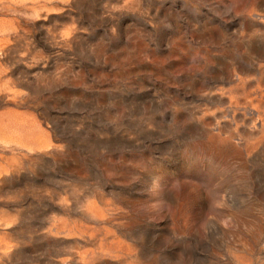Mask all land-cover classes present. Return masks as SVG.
<instances>
[{
    "label": "rangeland",
    "instance_id": "rangeland-1",
    "mask_svg": "<svg viewBox=\"0 0 264 264\" xmlns=\"http://www.w3.org/2000/svg\"><path fill=\"white\" fill-rule=\"evenodd\" d=\"M0 264H264V0H0Z\"/></svg>",
    "mask_w": 264,
    "mask_h": 264
}]
</instances>
